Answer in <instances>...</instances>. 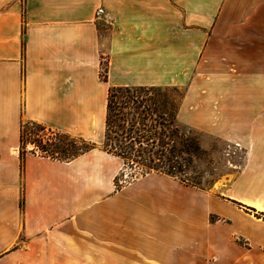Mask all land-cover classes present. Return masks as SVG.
<instances>
[{"label": "crops", "instance_id": "1", "mask_svg": "<svg viewBox=\"0 0 264 264\" xmlns=\"http://www.w3.org/2000/svg\"><path fill=\"white\" fill-rule=\"evenodd\" d=\"M139 87L185 89L179 121L245 150L226 194L264 212V0H0V264H88L94 249L114 264L145 246L125 215L144 210L146 186L116 191L119 157L99 148L110 89ZM25 122L96 147L23 151ZM167 183L158 212L173 207ZM235 213V263L264 264V220ZM160 220H147L158 238Z\"/></svg>", "mask_w": 264, "mask_h": 264}, {"label": "rangeland", "instance_id": "2", "mask_svg": "<svg viewBox=\"0 0 264 264\" xmlns=\"http://www.w3.org/2000/svg\"><path fill=\"white\" fill-rule=\"evenodd\" d=\"M197 76L199 79L201 78V75ZM166 89L177 102H180L185 96V89ZM181 127L190 135V150L196 147L200 148L198 154L190 153V168L187 170L188 175L183 178L189 180L191 184L186 185L180 179L157 171L151 172L146 176H140L136 180L131 179L128 175L129 171H127L120 178V183L128 181L124 182L125 185L123 187L136 183H142V185L146 186L145 199L148 204L144 210L141 211L139 216L133 210H127L125 215V218L131 223H134L137 217L135 223L145 229L146 241L145 246L142 248L116 249L114 264H236V244L245 247L247 241L238 234L242 225L239 221L240 217L236 216L235 210L241 214L244 212L251 214L254 219H259V222L264 220V212L236 201L226 194V189L244 165L245 150L231 142H225L185 124L181 123ZM22 133L24 140L22 144L23 151L31 149L28 146L29 143L38 145L39 140H46L47 138L56 139L54 143L62 144L66 147L73 146L78 149L92 145L91 142L62 134L52 137L51 134L55 132L47 129L42 132L41 126L32 122L23 124ZM38 136L41 138H38ZM99 148L104 150L103 145H100ZM39 153L47 155L46 152L41 150ZM115 160L116 179L124 168V162L120 157ZM165 180L168 183L162 185V187L167 189L170 186V194L174 200L173 207L172 210L164 209L158 212L156 207H154L155 192L158 188L156 184L165 183ZM258 185L262 186V183ZM258 190H261V188L256 187L254 192H258ZM224 203L231 206L233 210L224 208ZM189 208L192 211V216L188 217L190 226L187 229L184 228L187 220H181L174 236L176 241H174L172 239V235L176 231L174 226L180 216L185 218L186 215L190 214V211L188 212ZM148 218L162 220L159 225L163 229L161 238H158L161 234L159 233L160 230L158 231V224L156 231L148 233ZM172 222L174 224L169 225ZM148 244L149 246L152 245L151 248H149ZM90 251L92 256H85L86 258H84L85 261H90L88 264H108L109 259L106 257V252H101V249ZM139 251L141 252L140 254L138 253Z\"/></svg>", "mask_w": 264, "mask_h": 264}, {"label": "trees", "instance_id": "3", "mask_svg": "<svg viewBox=\"0 0 264 264\" xmlns=\"http://www.w3.org/2000/svg\"><path fill=\"white\" fill-rule=\"evenodd\" d=\"M103 78L106 79V71ZM182 100L177 102L166 88L110 89L103 147L124 162L122 172L115 179L116 190L128 182L119 181L127 171L134 180L157 171L191 184L183 178L190 168V153L198 154L200 148L190 150V135L181 127L178 114ZM45 129L41 126L42 132ZM21 140L23 144V133ZM55 141L47 138L37 142L40 150L46 152L44 156L71 160L96 147L91 142L90 147L78 149Z\"/></svg>", "mask_w": 264, "mask_h": 264}, {"label": "built area", "instance_id": "4", "mask_svg": "<svg viewBox=\"0 0 264 264\" xmlns=\"http://www.w3.org/2000/svg\"><path fill=\"white\" fill-rule=\"evenodd\" d=\"M101 14H103V11H102V10H99V11L97 12L96 15H97V16H100ZM28 146H29L31 149H26V150H34V151H36V152L39 153L40 148L38 147V145H36V143H35V145L32 144V143H29ZM37 150H39V151H37ZM39 154H40V153H39Z\"/></svg>", "mask_w": 264, "mask_h": 264}, {"label": "bare ground", "instance_id": "5", "mask_svg": "<svg viewBox=\"0 0 264 264\" xmlns=\"http://www.w3.org/2000/svg\"><path fill=\"white\" fill-rule=\"evenodd\" d=\"M256 204V206L257 207H259V208H261L262 207V205L261 204H259V203H255ZM180 225V224H179ZM182 225V224H181ZM182 227H184V226H182ZM185 228V227H184ZM177 232V231H176ZM185 232V231H184ZM180 238V237H179Z\"/></svg>", "mask_w": 264, "mask_h": 264}]
</instances>
